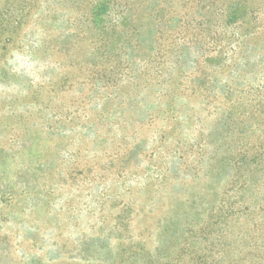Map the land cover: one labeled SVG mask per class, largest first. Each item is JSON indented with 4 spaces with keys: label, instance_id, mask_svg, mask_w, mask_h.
<instances>
[{
    "label": "rangeland",
    "instance_id": "1",
    "mask_svg": "<svg viewBox=\"0 0 264 264\" xmlns=\"http://www.w3.org/2000/svg\"><path fill=\"white\" fill-rule=\"evenodd\" d=\"M87 11L88 0H0V264H84L93 237L116 258L122 214L134 244L120 251H154L210 197L199 163L210 113L182 101L163 134L153 96L129 103L135 89L106 82L120 55L93 50ZM262 68L249 66L245 84Z\"/></svg>",
    "mask_w": 264,
    "mask_h": 264
},
{
    "label": "trees",
    "instance_id": "2",
    "mask_svg": "<svg viewBox=\"0 0 264 264\" xmlns=\"http://www.w3.org/2000/svg\"><path fill=\"white\" fill-rule=\"evenodd\" d=\"M86 23L96 53L120 55L108 85L135 89L123 92L129 103L153 96L151 121H170L163 134L175 129L182 101H201L211 123L199 159L210 196L202 212L179 228L172 221L156 250L133 252L120 251L134 244L122 214L110 234L129 233L117 237L118 256L93 237L84 264H264V69L250 85L243 79L249 66L264 65V41L253 43L264 36V0H88Z\"/></svg>",
    "mask_w": 264,
    "mask_h": 264
}]
</instances>
